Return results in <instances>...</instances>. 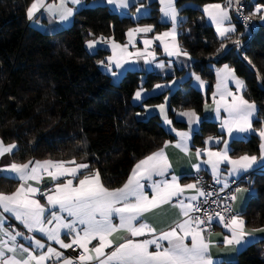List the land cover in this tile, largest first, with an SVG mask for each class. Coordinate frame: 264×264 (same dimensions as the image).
<instances>
[{"label": "trees", "instance_id": "obj_1", "mask_svg": "<svg viewBox=\"0 0 264 264\" xmlns=\"http://www.w3.org/2000/svg\"><path fill=\"white\" fill-rule=\"evenodd\" d=\"M224 1L175 2L179 15L185 18L180 25L186 29L179 36L180 46L194 60L187 72L208 82L205 97L189 86L190 78L183 83L182 91L178 89L170 96L168 117L177 128L184 129L185 125L174 121V110L193 109L200 115L208 100L214 79L210 64H226L234 70L244 82L243 97L257 107L253 129L264 127V24L246 39L235 21L234 35L219 40L197 7ZM31 2L0 0V140L5 145H16L11 154L15 163L85 160L89 168L84 174L98 171L103 185L115 189L125 182L138 160L174 141L156 116L136 118L144 106L160 104L164 93L146 96L138 105L128 104L139 88L148 90L162 79L151 73L126 72L117 84H112L98 68L108 51L100 48L88 54L84 45L99 37L124 43L127 30L135 25L153 23L156 28L163 27L156 23V3L149 4L152 9L148 17L137 21L120 17L105 6L84 8L75 13L65 29L45 34L28 25L26 11ZM256 2L264 9V0ZM185 4L196 7H182ZM246 11L249 13L248 5ZM236 39L245 41V45L238 48ZM222 44L227 46L225 52L220 49ZM183 73L176 70L174 75ZM208 135H218L216 125L202 122L192 138L193 145L201 147ZM258 153L255 134L230 143L232 157ZM248 181L255 195L240 216L246 228H263L264 170ZM17 186L15 180L0 178L1 192H13ZM219 264H264V239L241 250L235 261Z\"/></svg>", "mask_w": 264, "mask_h": 264}, {"label": "snow or ice", "instance_id": "obj_2", "mask_svg": "<svg viewBox=\"0 0 264 264\" xmlns=\"http://www.w3.org/2000/svg\"><path fill=\"white\" fill-rule=\"evenodd\" d=\"M117 8H127L129 0H107ZM163 16L172 21V29L158 34L155 39L160 40L164 51L169 56H188L182 52L175 42L178 10L175 0H160ZM237 11L240 10V0H235ZM82 0H57L55 3H47L46 0H32L27 8V18L32 20L36 13L44 10L49 16L58 18L60 22H67L73 17L76 6L81 5ZM233 0H225V4L213 3L204 6V13L216 26V31L221 38H228L230 33H235L233 25L225 26L226 21L231 20L230 9ZM71 5V6H70ZM139 11V9H137ZM260 9H257L259 12ZM255 15V13L253 14ZM264 19V17H261ZM249 17H245L248 20ZM151 26L130 29L127 33L128 43L135 47L137 33H149ZM171 37V47L166 38ZM88 41L91 49L96 43L103 41ZM234 43L239 46L241 41L236 39ZM145 51L135 53L128 52L127 45L121 46L112 42L113 55L108 57L109 64L115 63L121 67V60L132 57H144L145 63H150L148 57L155 59V52L148 51L152 44L151 39H144ZM223 47V45H222ZM119 49L120 54H117ZM127 62V60L125 61ZM158 67H163L162 64ZM111 71V69H109ZM113 75H116L113 72ZM204 82L199 76L195 77ZM232 80L236 84V92L229 91L227 82ZM217 92L219 100L214 99L217 117L223 109L227 117L222 120V130L229 136L233 132L256 131L261 138V156L264 160V128L253 129L251 117L256 111V106L247 101L242 92L244 82L235 76V73L227 65L217 72ZM157 88L161 85H157ZM230 98V99H229ZM135 99H141V92L137 91ZM160 112L165 123L171 124L167 117L164 105H160ZM180 115L189 119V125L199 122V117L194 111L181 112ZM180 138L174 145L181 151L189 153L188 132L176 131ZM213 137L205 141L207 145ZM220 141L217 140V143ZM225 147L220 151H212L209 148L196 149L199 158L201 153L208 157L204 163L208 164L214 177L220 172V165L230 166V175H237L241 171H247L257 162L256 156L242 155L238 158L229 156L228 141H223ZM15 144L5 145L0 140V157L11 154ZM168 144L164 145L167 148ZM199 171V165H194ZM89 168L86 163H77L75 160L54 161L36 160L26 163H10L0 168V173H13L19 184L11 193L0 192V264H46L54 260L55 264H215L209 255L212 246L206 238L205 232L214 218H218L224 227L231 233L224 237L225 245H239L245 242V237L252 235L246 231L245 221L240 216H225L216 212L214 216L204 212L203 216H193V212H201L198 204H194L198 196L208 197L212 193H206L197 187V184L181 185L178 178L173 175L171 180H153L154 176L165 177L170 164L164 149L147 156L139 161L133 168L127 182L121 188L109 190L106 188L98 171L84 174L83 170ZM48 177L51 187L43 190L38 187L44 178ZM142 181H149L146 185ZM220 181L217 179V183ZM199 183V181H197ZM227 187V183L224 185ZM150 187L151 193L145 189ZM186 190H195L196 195L186 196ZM237 192L245 191L236 189ZM38 196L46 201L43 204ZM235 199L236 197H231ZM206 202V201H205ZM171 205L179 209L180 220L167 231L157 230L146 222L141 221L144 213L159 208L162 205ZM66 214V215H65ZM14 218L23 226L22 231L8 224L9 218ZM206 217V219H205ZM118 219V223L114 220ZM124 231L130 238L125 239L113 248L111 237L114 233ZM254 232H264V228L254 229ZM34 233H40L49 242L59 245L60 249L79 250L76 257L65 256L63 252L36 239ZM62 236L70 238V243H65ZM149 237L137 239L138 237ZM21 241H26L21 243ZM93 241H98L93 244ZM187 241H190L188 243ZM164 242H167L166 245ZM91 245V247H90ZM154 247V250H150ZM46 248V251H41ZM106 249H112L110 252Z\"/></svg>", "mask_w": 264, "mask_h": 264}, {"label": "crops", "instance_id": "obj_3", "mask_svg": "<svg viewBox=\"0 0 264 264\" xmlns=\"http://www.w3.org/2000/svg\"><path fill=\"white\" fill-rule=\"evenodd\" d=\"M135 1L136 0H129V4L132 3L133 5H136L137 3ZM147 1H152L151 3H153V2L156 3V6H157L156 23L159 25H162L163 27L156 28L153 23L135 25V26L131 27L130 29H135L138 27L143 28V27L151 26L153 29V31L149 32V33H137L135 36V41H134L135 47H133L131 44L128 43L129 37H128L127 33L129 32L130 29H128L126 32V38H125L124 43H119V42L113 41L110 38H105L103 41H100V44L98 43V45H97L98 48L100 47L101 49H106L108 51V55L103 61H101L98 64V68L102 73L107 75L110 78V81H112V82L119 81L126 72H139V73H143V74L151 73V74H154V75L161 77L162 81L155 83L153 85V87L148 89V90L144 89L145 90L144 96L145 97L146 96H156V95L164 93V98H163L162 102L160 104H157V105L144 106L143 112L141 113V116H140L141 120L147 119V117L156 116L160 120V123L163 126L164 130L167 131L169 134H171L174 137L173 142L167 143L168 144L167 148H164V146L160 148V149H162V148L164 149L165 155L167 156L168 162L170 164V168H169L165 177L154 176L153 180L158 181V180L165 179V178L168 180H171V177L173 175H175L178 178V182L182 186L187 185V184H197L195 182V180L193 179L194 173L196 171H198L197 168L194 167V165H199V171H202V173L207 175L209 178L218 179L220 181L219 184L222 188H227L231 184H236V188H235V192H234V196L236 198L233 200V209L240 216L241 213L244 212L248 200L255 195V189L252 188V186L250 185V181H248L249 178L251 176H253L254 174L259 173L262 170H264V160L260 159L261 143H262L261 138L256 134V131H249V132H244V133L233 132L232 135L229 136L226 131L222 130V126H221L222 120L227 117V113H225L223 111V109H221L220 118L217 117V113L215 110L216 104L214 103V99L219 100V96L217 95L214 97V93L217 92V82H218L217 81V72H218V70L222 69L226 64L222 65L220 67H214L213 64H210V67L212 68L213 73H214L213 85H212L211 92L208 95V100H206L202 105V110H201L200 115L196 114L200 118L198 123L194 122L190 126L188 117L180 115L181 112L194 111L193 109L174 110V115H173L174 121L184 124L185 125L184 129L177 128L173 123H171V124L165 123L164 118L161 115L159 106L160 105L165 106V110H166L167 117H168L170 96L178 89H180L182 91L183 90V83L188 78H190L189 86L192 89L200 92L204 97L206 95L208 82L203 80L199 75L193 74L192 72H187V70L191 67L192 63L194 62V60L192 59V57L190 55H188V56H184V55L169 56L165 53L164 46L161 44L160 40L155 39V37L158 34L168 32L172 29V21L169 18L163 16V14L161 12L162 5L160 3V0H138V2H141L143 5L138 8L139 11H137L135 9L133 11L131 10L132 12L128 11V9L126 10V8H117L114 5L115 6L114 11H117V12L119 11V13H121V15L130 16L131 20L137 21L140 18L148 17L150 15V11L152 8H151V6L147 5ZM46 2L47 3H55V2H57V0H46ZM175 2H176V0H175ZM30 4H29V6H30ZM211 4H213V3H211ZM220 4H225V1L223 3H220ZM234 5H235V0H233L232 7L230 9L231 20L226 21L225 26L233 25L236 28L235 18H233V14H232L233 13L232 10L234 8ZM247 5L249 8V14L250 15L253 14V11L255 12L256 18H254V20H255L257 26L264 24V19L261 18V17H264V13H263L264 9L261 6V4H258L256 2V0H248ZM97 6L108 7L107 0H82V4L76 6L75 13L81 9H84V8H93V7H97ZM185 6L196 7L193 4H185L182 7H185ZM204 6L205 5L199 6L197 8L203 14V18H204L205 23L213 28L216 37L219 40H224V39H228V38L232 37L234 35V33H230L228 38H221L219 36V34L216 31V26L211 22V20L208 18V16L204 13V11H203ZM175 7L177 8L176 4H175ZM246 8H247V6H246ZM258 8L260 9L259 12H257ZM177 10L179 11V8H177ZM75 13H74V15H75ZM26 15H27V11H26ZM74 15H73V17L70 18L69 21L60 22L58 20V18H54V17L49 16L46 12H44L43 9H41L40 12L36 13V15L33 17L32 20H29L28 18L27 19H28V25L31 28L37 30L40 33L53 34L55 32H58L62 29H65L66 27H68L73 22ZM184 21H185V18L180 16L178 13L177 25H176L177 35L175 37V42L179 45L182 52H185V50H183L182 47L180 46V42H179L180 34L178 33V31L182 30L183 34L186 32L185 28L180 27V25ZM100 38L101 37L97 38L96 40L99 41ZM144 39H151L152 40V44H151L150 48L148 49V51H154L156 54L154 60L151 57H148V59L150 60V63H145L144 57H138V58L132 57V58L122 59L120 68H117L114 62L112 64H109L108 57H111L113 55V49L111 46L112 42L119 44L121 46L127 45L128 52L135 53L137 51H141V52L145 51V45L143 44ZM166 41L169 43V46L171 47V43H172L171 37L166 38ZM222 45H223V47H222ZM222 45H221L220 49L222 52H225L227 50V46H226V44H222ZM117 54L118 55L120 54L119 49H117ZM126 60H127V62H125ZM213 60H215V58H213ZM160 64H162L163 67H158V65H160ZM229 68L232 69L231 67H229ZM109 69H111V71ZM176 70L177 71L183 70L184 73L182 75L176 76V75H174ZM113 72H115L116 75H113ZM233 72H234V70H233ZM169 76H171V78L164 79V78L169 77ZM196 76H199L200 80H202L204 82L203 87L201 86L200 81L196 80V78H195ZM235 76H236V74H235ZM237 78L240 79L239 77H237ZM157 85H161V87L157 88L156 87ZM227 87H228L229 91H232L234 93L236 92V84L232 80H229L227 82ZM238 94L242 95V92H240ZM256 116H257V107H256L255 113L251 117L252 123L256 119ZM168 119H169V117H168ZM202 122L214 123L216 125V130H217L218 135L206 136L203 139V145L198 148V147H195L193 145L192 138L199 131L200 124ZM173 128H175L176 131L189 133V136H190V139L188 141V147L190 150L189 153H185V152L181 151L180 148H177L174 146L180 138L176 135V132L173 131ZM261 128H264V127H261ZM252 134H255L259 140V153L257 155H254L258 158L257 162L255 164H253L252 167L249 168L247 171H241L237 175H230L229 174L230 166L225 163V164L220 165L219 175L217 177H214L211 167L208 164L204 163V161H206L208 159V157L205 156L203 154V152L201 153V156L199 158L196 155V149H204L206 147L212 151L223 150L225 147L223 141H225V140L228 141V148L230 150V143L232 141H234V140H241V141L246 140ZM209 137H213V140L209 141V143L206 145L205 141L208 140ZM217 140H219L220 142L217 143ZM15 149H16V147L13 149V151H15ZM160 149L155 150V151L151 152L150 154L142 157L140 160H138L134 164V166L139 161L145 159L147 156L152 155L153 153L159 151ZM11 154H7L3 157H0V168L4 167L10 163H13V161L11 159ZM229 156L233 159L240 157V156L232 157L230 154H229ZM32 161H35V160H32ZM41 161H43V160H41ZM54 161H61V160H54ZM76 162L77 163H86L85 160H77ZM134 166L131 168L130 173L128 174V177L125 180V182L117 188L123 187V185L127 182L129 176L132 173ZM87 169H84L83 172L86 171ZM2 177L15 180L19 184L18 179L15 178V175L13 173L2 172V173H0V178H2ZM242 181H244V183L239 184V182H242ZM142 183L147 185L149 183V181H142ZM225 183H227V185H228L227 187L224 186ZM37 186L40 187L43 191V190H46L47 188L51 187L52 185H51L50 179L48 177H45L43 182ZM197 187L199 188L198 185H197ZM117 188H115V189H117ZM238 188L244 189L245 191L237 192L236 189H238ZM115 189H112V190H115ZM145 191L147 193H151L152 189L150 187H147L145 189ZM185 195L186 196L196 195V192H195V190H186ZM201 197L202 196H198L197 200L200 199ZM37 198L40 199L43 204H46V201L44 200V198L42 196H38ZM180 219H181V217L179 215V209L174 208L168 204L162 205L159 208H156V209H153L152 211L146 212L141 217L142 222L148 223L149 225H151L152 227H154L157 230V232H156L157 235H159V233L161 231H167L170 226H174L175 222L180 220ZM10 221L18 224V222L14 218L10 217L8 219V224H10ZM114 222L118 223L119 221H118V219H115ZM215 223H216V226H215L213 231H211L209 233L205 232L206 238L209 239L211 241V244H212V246L209 249V255L213 258L215 264L235 261L238 253L241 250L245 249L247 246H249V245H251V244H253L259 240L264 239V232H254L253 231L254 229L246 228V231L251 232L252 235L246 236L244 238L245 242H242V244H239V245H236V244L225 245L224 244V237L226 235L230 236L231 233L228 232V230L224 227V225L219 221L218 218L215 220ZM18 225H20V224H18ZM20 226L23 227L22 225H20ZM256 229H259V228H256ZM32 235H35L36 239L41 240V242L45 243L46 245L51 243L52 247L57 248L59 251H61V249L59 248V245L55 244L54 242L47 241L46 237H44L40 233H34ZM62 238L65 240V243L71 242L70 238L67 236H62ZM128 238H130V237L124 231H119L117 233H114L113 236L111 237V239L113 240V248ZM146 238H149V237H147V236L138 237L137 239H146ZM187 242L190 243V241H187ZM21 243H25L27 246L26 241H21ZM97 243H98V241H93V244H97ZM164 243L166 245L167 242H164ZM90 247H91V245H90ZM111 250L112 249H106V251H108V252H110ZM150 250H154V247ZM41 251H46V248L41 250ZM50 261H54V260H50ZM50 261L46 262V264H48Z\"/></svg>", "mask_w": 264, "mask_h": 264}, {"label": "built area", "instance_id": "obj_4", "mask_svg": "<svg viewBox=\"0 0 264 264\" xmlns=\"http://www.w3.org/2000/svg\"><path fill=\"white\" fill-rule=\"evenodd\" d=\"M248 0H240V10L237 11L236 3L234 5L233 14L236 23H238L244 30L246 35V39H250L257 31V24L254 18L246 11ZM245 17H249L248 20H245ZM178 33L183 35L182 30H179ZM245 45V41L241 42L238 48H242ZM193 179L197 183L200 189H202L206 193H212L211 196L204 197L202 196L200 199L193 201L194 204H198L202 211L201 212H193L191 215L193 216H203L204 212L209 214H214L216 212L222 213L225 218H229L231 216H239L233 209V200L231 197L234 196L236 184H231L227 188H222L219 183H217V179L209 178L206 179V175L202 173V171H196L193 175ZM206 201V202H205ZM206 219V217H205ZM214 218L211 222V225H204L203 227H208L209 233L214 230L216 223ZM10 225L17 227L18 229L25 231L23 227L20 225L13 223L10 221ZM61 252L64 253L65 256L68 257H76L79 254V250L73 251V249H61ZM48 264H55L54 261H50Z\"/></svg>", "mask_w": 264, "mask_h": 264}, {"label": "rangeland", "instance_id": "obj_5", "mask_svg": "<svg viewBox=\"0 0 264 264\" xmlns=\"http://www.w3.org/2000/svg\"><path fill=\"white\" fill-rule=\"evenodd\" d=\"M137 4L136 5H133L132 3V5L131 4H129L128 5V7L126 8V10L128 9V11H130V12H132L133 10H137L140 6H142L143 4L141 3V2H138V0H136L135 1ZM152 2V1H147V5H149L150 3ZM131 6H132V8H131ZM107 9L109 10V11H111V12H113V13H116L117 11H114L115 10V6H114V4H109L108 3V7H107ZM132 10V11H131ZM118 13V14H117ZM116 14L118 15V16H123V15H121V13H119V11L117 12ZM255 12L253 11V14H254ZM263 13H264V10H263ZM120 14V15H119ZM251 15L253 18H256V16L255 15ZM124 17H129L130 18V16H127V15H125ZM89 41H98V40H89ZM88 42V41H87ZM87 42L85 43V49H86V51H87V53L88 54H93V53H95L96 52V50L97 49H100V47L98 48V43L100 44V42H98V43H96L95 44V46L93 47V48H89L88 46H87ZM112 84H117L119 81H116V82H112V81H110ZM137 91H140L141 92V99H139V100H137V99H135V94L137 93ZM136 92H135V94L132 96V98L129 100V102H128V104H130V105H138V104H140L141 103V101L144 99V98H146L145 96H144V93H145V90L144 89H142V88H139L138 90H137ZM141 114L139 113V114H137L136 115V118L137 119H139V120H141ZM148 118V117H147Z\"/></svg>", "mask_w": 264, "mask_h": 264}]
</instances>
